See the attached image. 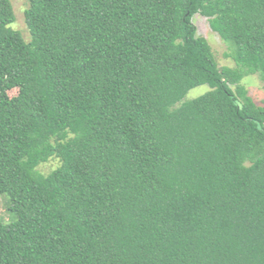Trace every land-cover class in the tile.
<instances>
[{"label":"trees","instance_id":"trees-1","mask_svg":"<svg viewBox=\"0 0 264 264\" xmlns=\"http://www.w3.org/2000/svg\"><path fill=\"white\" fill-rule=\"evenodd\" d=\"M15 19L0 0V264H264V101L242 83L264 86V0H29L30 40Z\"/></svg>","mask_w":264,"mask_h":264},{"label":"rangeland","instance_id":"rangeland-1","mask_svg":"<svg viewBox=\"0 0 264 264\" xmlns=\"http://www.w3.org/2000/svg\"><path fill=\"white\" fill-rule=\"evenodd\" d=\"M11 2L16 16V19L11 26L20 30L26 40H30L31 35L26 23V10L29 7V0H11ZM193 22L197 26L198 34L205 37L210 43L219 66H235L236 64L233 59L234 49L232 45L225 42L220 35L211 28L209 19L206 16L197 13L193 16ZM242 83L248 89L249 95L253 100L257 104L262 105L264 101V86L260 76L258 74H248L243 77ZM209 89L210 87L208 84L196 86L189 90L182 101L200 96ZM16 93L17 89L9 91L10 96L15 95ZM59 164V159L52 157L47 162L41 163L38 166V170L44 174H48ZM5 197V195H0V219L4 222H12L16 218V215L9 211Z\"/></svg>","mask_w":264,"mask_h":264}]
</instances>
